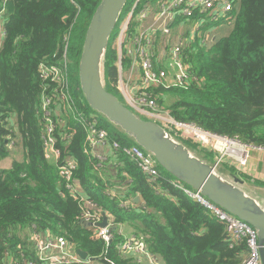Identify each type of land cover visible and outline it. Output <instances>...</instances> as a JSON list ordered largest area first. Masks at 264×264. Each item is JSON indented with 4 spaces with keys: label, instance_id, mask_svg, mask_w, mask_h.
Masks as SVG:
<instances>
[{
    "label": "trees",
    "instance_id": "16d2710c",
    "mask_svg": "<svg viewBox=\"0 0 264 264\" xmlns=\"http://www.w3.org/2000/svg\"><path fill=\"white\" fill-rule=\"evenodd\" d=\"M136 1H128L120 21ZM160 1L140 0L137 10ZM101 2L0 0L5 34L0 47V164L12 159L9 169L0 168V264L9 256L19 263L36 260L33 233L63 237L102 264H138L119 249L123 225L132 228L134 237L144 240L164 264H243L247 240L233 241L225 225L176 188L172 181L177 180L161 167L162 177L151 182L118 151L124 168L116 170V181L97 167L100 161L89 151L84 122L97 117L100 128L123 146L137 145L93 111L81 90L80 58ZM231 14L235 21L226 37L209 47L196 41L186 49L192 77L184 85L161 83L150 94L177 121L264 147V0H239ZM115 36L116 31L105 56V87L123 103ZM129 63L125 55L124 67ZM42 67L70 76V84L45 78ZM69 89L74 99L64 102L62 96ZM46 98L50 116L43 110ZM48 118L60 152L57 162L45 156ZM212 154L205 152L210 159ZM70 158L76 160L71 183L75 194L59 172ZM136 197L139 204L134 203ZM124 202L130 203L127 208ZM88 204L112 217L117 230L109 245L95 239V229L82 223L90 211ZM25 229L33 231L23 238Z\"/></svg>",
    "mask_w": 264,
    "mask_h": 264
},
{
    "label": "built area",
    "instance_id": "2783aa9c",
    "mask_svg": "<svg viewBox=\"0 0 264 264\" xmlns=\"http://www.w3.org/2000/svg\"><path fill=\"white\" fill-rule=\"evenodd\" d=\"M139 1H136L127 17V21L121 29L120 46H123V49L122 54L119 53L116 65L119 72L118 88L123 99V105L137 114V116L140 115L143 117V120L158 124L174 139L183 144H186L184 140L189 139L198 145L211 146L216 152L215 164L220 165L226 163L238 175H244L251 159V153L253 151L264 153V147H255L239 139L215 135L194 124L177 121L168 111H163L157 104L156 99L150 94L151 88L158 84L172 83L174 86H182L192 77L191 68L185 63V59L187 58L185 53L186 49L195 43L193 41H195L196 37L201 38V45L206 47L214 41V38L211 36L201 37L198 33L199 27L208 25L209 22L219 23L226 20H231L233 24L235 21V17L231 14L234 10L233 0H162L158 2V7L156 5L157 8L155 11L158 10L157 12L152 10L149 3L137 10ZM153 13L156 16L152 19L151 23L146 24ZM177 20L181 24H187V26H190L193 21L198 20L200 25H195L192 35L189 37L184 35L185 39L176 42L166 50L167 59L170 63L168 68H165L154 57L152 49L153 35L160 32L162 34L161 36L170 37L174 28L178 27ZM3 22V18L0 17V34L4 37L5 34L1 32ZM203 22L204 25H201ZM131 23L134 26L133 29H130L129 33L133 30L135 32L130 36L127 31ZM2 41L1 38V44ZM125 52H127L125 54L126 57L130 58V70L132 72L135 70L140 72V78L137 82L134 80L133 82H126L124 80L122 66ZM55 71V69L42 67L41 74L45 78L51 77L53 81L60 84H70V76H61ZM62 99L64 102L74 99L70 89L62 96ZM49 106L50 98H46L43 102V110L46 116H50V112H48L50 110ZM98 120L95 117L92 119V122H84L82 127L88 135L87 144L91 153L99 146L110 143L115 151L120 152L130 161L134 162L136 167L151 182L160 180L162 175L154 155L146 152L138 145L123 146L117 139L113 138L107 129L100 128ZM48 123L44 137L45 156L47 159L57 162L60 157V152L55 147L56 141L52 135L53 127L50 125V118H48ZM95 157L100 160L97 167L103 166V163L107 160L104 156H98L97 154H95ZM75 161L73 158L67 159L59 169L61 177L68 183L67 188L72 190L74 194L76 193V189L71 183L73 181L72 171L76 167ZM229 180L233 181L232 178ZM172 184L176 188L183 190L190 198L198 200L209 209L225 225L233 241L241 242L244 239L247 240V254L243 264H262L258 232L254 228L212 204L200 192L190 190L178 181H172ZM129 204V202H124L122 206L127 208ZM88 206L90 211L85 214L82 223L85 225L91 224L90 228L95 229V239H102L109 245V243L113 242L115 236L114 231L117 230L113 229L116 226L113 224L112 217L105 212L95 210V206L92 204H88ZM103 213L108 217V226L106 228L96 226V224L102 222ZM119 234L124 239L119 247L124 255L137 258L136 261L138 264H159V259L150 253L144 240H139L136 237H128L122 231H119ZM33 241L36 247V260H27L24 263H19L12 256H9L5 264H90L91 260L89 258L87 260L81 259L76 249L63 237H52L49 234L33 233Z\"/></svg>",
    "mask_w": 264,
    "mask_h": 264
},
{
    "label": "water",
    "instance_id": "95a60500",
    "mask_svg": "<svg viewBox=\"0 0 264 264\" xmlns=\"http://www.w3.org/2000/svg\"><path fill=\"white\" fill-rule=\"evenodd\" d=\"M128 1L102 0L88 28L79 64L81 90L88 105L131 137L138 146L154 155L159 166L179 183L200 192L212 204L253 227L258 232L264 264V208L242 189L244 181L235 175H232L233 181L226 180L213 165L194 156L185 144L174 139L158 124L139 118L106 89L103 72L105 56ZM139 202L140 197H136L134 203ZM85 226L90 227L91 224ZM96 226H108L105 213L102 222ZM76 252L83 260L89 258L88 253L80 249Z\"/></svg>",
    "mask_w": 264,
    "mask_h": 264
},
{
    "label": "crops",
    "instance_id": "0c3cea01",
    "mask_svg": "<svg viewBox=\"0 0 264 264\" xmlns=\"http://www.w3.org/2000/svg\"><path fill=\"white\" fill-rule=\"evenodd\" d=\"M239 0H233V3H236ZM152 7V10H156V4L153 3H149ZM158 11V10H157ZM155 11V12H157ZM156 16L155 13H153V15L151 16V18L147 21L146 24L151 23L152 19ZM177 25L178 27L174 28L173 33L170 37H163L161 36L162 34L160 32L156 33L155 35H153V44H152V49L154 52V57L157 58L159 60V62H161L165 68H168L170 61L167 59V52L166 50L172 46L173 44H175L176 42L185 39L184 35L186 37H189L190 35L193 34L194 32V28L195 25L199 26V21L195 20L192 22V24L190 26H187V24H181L180 21L177 20ZM201 25H204V22L201 23ZM196 26V27H197ZM216 25L213 24V22H209L208 25H204L199 27V35H201V37L204 36H211L212 37V31L214 30L213 28ZM2 27V25H1ZM232 28V26H231ZM231 32V31H230ZM183 34V35H182ZM214 40L216 39L215 37H213ZM220 39V38H218ZM167 40V42H165ZM201 42V38L199 39V37L195 38V41L193 42ZM202 43V42H201ZM0 44H1V34H0ZM116 45V43H115ZM117 51H118V47H116ZM122 72H123V77L124 80L126 82H133V80L135 82H137L140 78V72L135 70L134 72H132L130 70V64H127L125 67L124 65L122 66ZM203 150V149H202ZM254 153H252L253 155L251 156V159L249 161L248 167H247V171L251 174L254 173V175H256L258 177V179H260L261 181H263L262 183H264V158L261 156L262 152L260 151H253ZM117 151H115L110 143L104 144L99 146L97 149H94L92 154L95 155L97 154L98 156H104L105 158H107L106 162L104 163L103 167L105 171H108V176H110L111 179L115 180V176L116 170L118 169H123L124 166L122 164V162L119 159V155L116 154ZM9 160V161H8ZM99 160V159H98ZM100 161V160H99ZM215 157L213 160V163H215ZM12 163V159H7L5 161H3L0 164V168L2 169H9ZM213 163H209L210 165H213ZM6 165V168H5ZM225 170L228 171V169L225 167ZM224 174V173H223ZM226 177H228V174H224ZM232 177V176H231ZM231 177L227 178L230 179ZM109 179V178H108ZM242 179V178H240ZM110 180V179H109ZM251 187L253 190H248L246 184L244 183V185L242 186V189L246 192V194H248L249 196L257 199L261 205L264 208V187L261 186H255L254 184H251ZM123 230L122 232L126 235V236H132L134 237L135 235V231L132 228H128L126 225L122 226ZM138 257V256H137ZM159 259V258H158ZM159 264H164L162 262V260L159 259L158 261ZM148 264V263H146Z\"/></svg>",
    "mask_w": 264,
    "mask_h": 264
},
{
    "label": "rangeland",
    "instance_id": "374dc122",
    "mask_svg": "<svg viewBox=\"0 0 264 264\" xmlns=\"http://www.w3.org/2000/svg\"><path fill=\"white\" fill-rule=\"evenodd\" d=\"M136 3V2H135ZM135 5V4H134ZM134 5L132 6V9H133V7H134ZM156 7V6H155ZM157 7H158V5H157ZM156 7V8H157ZM131 9V10H132ZM131 12V11H130ZM130 12H128L123 18H122V20L120 21V19H119V23L117 24V27H116V29H115V31H116V36H115V43H116V47H118V56H119V53L120 54H122V49H123V46H120V36H121V29H122V26H123V24L127 21V17L129 16V14H130ZM121 18V17H120ZM133 26H134V24L133 23H131L130 24V26H129V29H128V31H127V33H129V31H130V29H133ZM231 26H232V22H231V20H226V21H221V22H219V25H217V27H215V29L212 31V37H215L216 38V40L218 39V38H223V37H226L229 33H230V31H231ZM165 42H167V40L165 41ZM103 70L105 71V61H104V66H103ZM103 71V72H104ZM104 82H105V75H104ZM118 90H119V88H118ZM122 101H123V99H122ZM125 104V103H124ZM137 115V114H136ZM102 116V115H101ZM139 116V118H141V119H143V117H141L140 115H138ZM184 143H186V145L188 144V148L190 149V151L192 152V154L194 155V156H196V157H198V158H200L201 160H203L204 162H206V163H213V160H214V157H215V160H216V152H215V150L211 147V146H207V145H205V144H203V145H205V146H202L201 144L200 145H198V144H196L193 140H189V139H187V140H184ZM196 146L195 148H192L191 146ZM204 147V148H203ZM203 149V150H202ZM205 152H208V153H213L212 154V158L210 159V158H207L206 156H205ZM252 153H254V152H252ZM251 153V156L253 155ZM263 158H264V153H262V155H261ZM11 159V158H10ZM9 161V160H8ZM52 161V160H51ZM213 164H215V163H213ZM213 166H215L216 167V171L223 177V178H225L226 180H227V178H229V177H231L232 175H234L233 173H231L232 171H234L235 172V170L232 168V169H230L229 168V165L228 164H226V163H224V164H220V165H217V164H215V165H213ZM225 167L228 169V171H226L225 170ZM5 168H6V165H5ZM228 174V177H226L224 174ZM235 176H237V177H239V178H242V180L244 181V183L246 184V186H247V188H248V190L250 189V190H253L252 189V187H251V184H254L255 186H261V187H264V183H262L263 181H261L260 179H258V177L256 176V175H254V173H249L247 170H246V172H245V174L244 175H242L241 174V176H238V175H235ZM232 179H233V177H231ZM33 231V230H32ZM32 231L30 230V229H25V230H23L22 232H21V236L23 237V238H25V237H27V236H30L31 235V233H32ZM129 237H132V236H129ZM90 264H102L101 263V261H98V260H94V261H90Z\"/></svg>",
    "mask_w": 264,
    "mask_h": 264
},
{
    "label": "bare ground",
    "instance_id": "6f19581e",
    "mask_svg": "<svg viewBox=\"0 0 264 264\" xmlns=\"http://www.w3.org/2000/svg\"><path fill=\"white\" fill-rule=\"evenodd\" d=\"M213 24L214 25H216L215 27H217V25H219V23L218 22H213ZM215 27L213 28V29H215ZM209 47V46H208ZM105 83V82H104ZM118 85H119V83H118ZM144 150V149H143ZM147 152V151H146ZM224 164V163H223ZM159 168H160V166H159ZM238 176H241V175H238ZM188 189H190V190H192L190 187H188V186H186ZM253 228V227H252ZM135 259H137V258H135ZM262 261V260H261Z\"/></svg>",
    "mask_w": 264,
    "mask_h": 264
}]
</instances>
